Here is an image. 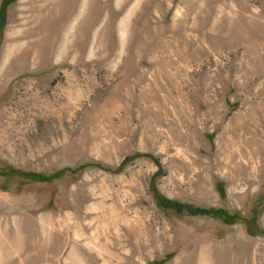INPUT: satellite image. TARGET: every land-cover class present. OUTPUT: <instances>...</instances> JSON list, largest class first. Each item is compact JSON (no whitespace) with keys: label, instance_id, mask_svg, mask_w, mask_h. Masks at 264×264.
Masks as SVG:
<instances>
[{"label":"rangeland","instance_id":"374dc122","mask_svg":"<svg viewBox=\"0 0 264 264\" xmlns=\"http://www.w3.org/2000/svg\"><path fill=\"white\" fill-rule=\"evenodd\" d=\"M0 264H264V0H0Z\"/></svg>","mask_w":264,"mask_h":264}]
</instances>
